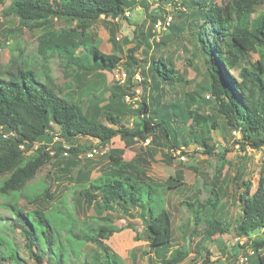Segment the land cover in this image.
<instances>
[{"label": "trees", "instance_id": "obj_1", "mask_svg": "<svg viewBox=\"0 0 264 264\" xmlns=\"http://www.w3.org/2000/svg\"><path fill=\"white\" fill-rule=\"evenodd\" d=\"M216 1L186 0L190 8L197 9V14L192 10L181 27L169 26V35L173 36L178 28V33L188 32L193 38L206 65L209 78L206 88L212 109L222 118L225 128L239 134L236 145L243 151L264 150V11L256 13L254 10L264 7V0H224L222 5ZM139 6L146 17L132 30L135 45L126 49L125 61L121 62L117 53L121 49L113 41L110 42L117 51L109 54L102 53L99 44L89 45L90 22L101 16L127 21V13ZM9 12L18 24L31 23L33 29L42 28L51 18L58 17L75 22L78 31L47 32L38 37L37 54L42 57L40 69L33 68L35 60L19 59L13 71L0 70V197L3 200L0 207L14 215L0 220V264H25L21 250L34 264H71V259L81 258L87 243L94 244L99 253H92L90 260L81 264H124L103 241L122 230H135V227L130 223L120 228L108 227L113 220L107 212L113 206L122 215L138 209L137 216L143 226L140 234L150 253L161 256L162 264H180L186 257L185 252L176 249L167 255L172 225L164 195L170 185L146 179L134 161L121 160L122 150H111L108 172H101L87 185L83 179L88 175L76 177L77 194L83 202L90 205L97 199L106 212L97 218L100 223L97 229L76 234L71 224L64 230L66 239L60 234L61 229L53 234L51 219L42 212L34 209L25 213L16 205L18 196L25 198L29 205L37 203L38 194H23V191L45 166L51 163L56 175L68 172L69 165L75 166L72 159H77L81 151L72 145L63 149L62 143L70 144L78 137L92 139L102 147L116 137L127 146L134 138L142 142L150 139L152 147L168 151L193 141L199 142L203 154L211 155V147L199 141L201 137L197 132L206 129L208 122L213 124L210 117L198 109H191L188 101L183 107L164 102V86L182 80L170 61L158 53L165 43L152 42L159 35L155 26L164 10L158 4L153 8L146 0H12ZM137 53L140 58L136 57ZM251 55L258 57L256 62L249 61ZM50 57H57L69 71L77 91L72 86L59 88L54 84L48 69ZM119 67L125 74L123 82L105 86L100 72L110 73ZM136 74L140 77L142 97L139 102H133L136 105L133 109L126 100L135 97L132 89ZM126 115L136 117L139 122L132 127L121 125L120 117ZM178 119L182 122L177 123ZM54 127L58 128L56 135L62 143L47 147L44 142L47 139L52 142ZM7 133L12 135L3 139L2 135ZM45 179L49 180V175ZM243 186L244 191L237 199L241 211L236 227L238 234L248 236L264 229V177L258 179L251 194L249 181ZM42 190L45 200H50L48 191ZM195 202L188 207L195 221L204 225L206 238L229 231L225 222L216 217L221 203L216 189L209 192L205 205ZM95 210H101L100 206ZM67 214L74 223L70 212ZM6 223L14 228L13 232L19 230L17 233L22 239L19 249L8 237L4 229ZM249 247L254 251L252 264H264V256L258 252L264 248V240L251 241ZM198 264H210L208 255Z\"/></svg>", "mask_w": 264, "mask_h": 264}, {"label": "rangeland", "instance_id": "obj_2", "mask_svg": "<svg viewBox=\"0 0 264 264\" xmlns=\"http://www.w3.org/2000/svg\"><path fill=\"white\" fill-rule=\"evenodd\" d=\"M11 1L2 0L0 3V70L13 71L18 66L19 59L21 61L35 60L33 68L40 69L42 57L37 54V38L47 32L76 30V23L55 17L39 29L31 28V23L26 26L20 25L9 12ZM146 1H149L153 8L158 4V7L164 10V14H161L155 26L159 35L154 37L152 42L163 41L165 43L162 51L158 50V53L170 61L182 78L179 82L164 86L166 92L164 102L175 107H183L184 102L188 101L191 109H198L203 115L210 117L213 124L208 122L206 129L202 128L197 132L201 137L199 141H204L211 147V155L203 154L204 150L199 142L193 141H189L185 147L168 151L162 147H152L149 144L150 139L142 142L134 138L127 146L116 137L107 146L102 147L92 139L78 137L70 144L63 143L67 147L70 145L78 147L81 151L77 159H72L75 166L69 165L66 167L68 172L64 171L57 175L51 163L45 166L33 180L27 183V188L23 191V194L30 192L34 193L33 195L38 194L37 203L29 205L25 198L18 196L16 205L25 213L36 209L51 219L50 227L53 234L61 229L60 234L65 236L64 230L71 224L76 234L78 232L86 234L89 230L97 229L100 224L97 218L103 217L106 212L102 210L100 201L97 199L90 205L83 202L77 194L76 177L78 174L88 175L87 179H83L84 185H87L89 180L95 179L101 172H108V156L111 150H122V161H134V165L141 168L146 179L171 187L164 195L165 207L172 225V240L167 255L176 249L185 252L186 257L180 264H198L206 255L209 257L210 264H252L254 251L249 244L251 241L264 240V229L248 236L238 234L236 221L241 210L237 199L244 191L243 183L249 181L251 194L256 188L258 179L264 177V150L243 151L236 145L239 134L233 132L231 128H225L222 118L212 109L213 105L210 103L211 98L206 88L209 84L206 65L193 38L188 36V32L178 33V28L174 30L173 36L169 35V26L181 27V24L189 19V14L193 13L192 10L197 14V9L190 8L186 0H161L159 3L157 0ZM216 2L222 5L224 0ZM254 10L258 13L264 11V7H255ZM134 12L127 13V21L101 16L90 22L89 45L99 44V50L109 54L117 51L110 42L113 41L121 49V52L117 51L121 62L125 61L126 49L135 45L132 30L146 17V13L140 6ZM146 27L147 23L144 24V28ZM136 57L140 58L139 53ZM257 59L256 55H251L249 61L254 63ZM48 69L52 81L59 88L72 86L74 91L78 90L72 84L69 71L60 64L57 57L48 58ZM100 74L105 86L108 87L114 82L121 84L125 78L121 67L113 72H100ZM139 79L138 74L133 78L134 99L127 98L126 100L133 109L136 108L133 102H139L142 97ZM107 95L106 93L105 96ZM101 105L104 104L101 103ZM142 117L145 116L142 115ZM137 122L139 120L132 115L120 117V123L125 127H132ZM180 122L182 119L177 120V123ZM54 132V135L58 133L57 127H54ZM59 140L62 141L60 138ZM52 143L48 139L44 142L47 147H51ZM93 148L97 149L98 153L93 158H87L86 153ZM49 171H51L50 174H48ZM46 175H49V180L45 179ZM42 189H46L51 195L50 200H45ZM215 189L221 201L216 217L225 222L229 231L209 239L205 237L204 225L195 221L194 214L188 205L195 204V201L199 205H205L209 192ZM2 202L0 197V203ZM99 206L101 210H95ZM67 212H70L72 218L75 219L74 223L68 217ZM107 214L113 220L108 227L120 228L128 223L135 227V230H122L113 234L108 241H103L124 264H162L161 256L150 253L147 242L140 234L143 226L137 216L138 209L129 210V214L122 215L119 209L113 206ZM0 217H2L0 220H3L5 217L13 218L14 215L0 207ZM4 229L19 249L22 244V239L17 233L19 230L13 232L14 228L12 229L9 223L4 225ZM65 238L68 237L65 236ZM258 252L264 256V248ZM92 253H99V250L94 244L87 243L81 251V258L71 259V264H81L84 260H90ZM20 255L25 264H34L26 256L25 251L21 250Z\"/></svg>", "mask_w": 264, "mask_h": 264}, {"label": "built area", "instance_id": "obj_3", "mask_svg": "<svg viewBox=\"0 0 264 264\" xmlns=\"http://www.w3.org/2000/svg\"><path fill=\"white\" fill-rule=\"evenodd\" d=\"M10 135H12V134H11V133L3 134V135H2V138H3V139H6V138H7L8 136H10ZM52 142H53L52 144H54V143H59V142H61V141L59 140V138H58L57 135H54L53 138H52ZM61 143H62V142H61ZM62 148H63V149H67L68 147L62 143ZM20 149H23V147L20 146ZM47 150H49V148H48ZM49 153H50L51 155L53 154L52 151H50ZM97 153H98V152H97V149L93 148V149L89 150V151L86 153L85 156H86L87 158H93L94 156H96ZM63 156L66 157V156H67V153L64 152V153H63Z\"/></svg>", "mask_w": 264, "mask_h": 264}]
</instances>
